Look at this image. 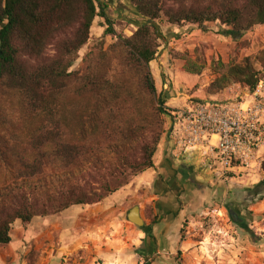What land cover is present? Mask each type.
<instances>
[{
    "label": "rangeland",
    "instance_id": "rangeland-1",
    "mask_svg": "<svg viewBox=\"0 0 264 264\" xmlns=\"http://www.w3.org/2000/svg\"><path fill=\"white\" fill-rule=\"evenodd\" d=\"M112 1L113 8L109 9V15L114 19V29L123 39H130L137 28L144 24L143 19L129 0L130 8L121 0ZM94 21L90 40L74 57L68 71L70 75L64 80V90L51 111L33 109L18 90L8 82L0 81V182L3 179L11 181L10 171L24 163L33 162L35 152L30 145L32 136L43 129L55 133L56 124H59L62 137L51 140L45 149L51 155L48 161L43 160L49 168L47 179H52L55 171L60 172L63 168V162L55 158L59 141L83 147L81 157L75 161V167L83 172L100 167L102 163L112 164L130 175L131 170L124 167L119 158L130 151L134 144L123 146L121 130L136 126L155 128L160 120L161 144L167 133H170L174 111L191 101L213 98L205 93L207 86L218 77L210 69L212 61L219 60L227 65L251 57L258 71L264 68L263 26H255L236 43L225 34L226 28L219 22L209 24L206 31L197 25L171 27L156 23L161 37L157 41L155 60L150 64L151 73L158 96L168 97V91L173 90L165 104L171 115L157 116L158 105L151 103L150 96L143 89L142 73L131 62L125 42L104 35L106 26L103 19ZM175 53L187 54L193 59L199 57L207 62V69L198 77L196 84L190 80L182 84L178 82V75L185 73L181 70V62L174 58ZM89 79L95 81V85ZM171 81L177 83L176 86H172ZM165 84L167 95L164 96L162 89ZM135 178L131 177L126 186H131ZM117 179L118 176L110 178L109 182L114 185L122 180L116 182ZM258 185L232 182L214 186L216 196L210 207L203 209L206 215L200 217L197 213L187 216L182 222L177 252L173 256H166L167 260L162 258L156 261V264H163L164 261L168 264H226L223 258L233 247H248L249 250H243L247 255L264 254V193L247 204L246 213L251 223L246 229L235 225L223 206L232 191L242 199L254 191L252 187ZM152 214L153 206L150 205L145 209L144 216ZM60 232L55 228L34 230L30 225L25 228L13 226L11 244L0 246V264H50L46 257L53 246L58 247ZM32 233H35L34 236ZM208 255L213 257L208 258L210 263L206 261ZM139 256V264H144L145 257ZM73 260L65 261L62 258L55 264H74ZM257 261L264 264V256L262 259L257 257L253 264H257Z\"/></svg>",
    "mask_w": 264,
    "mask_h": 264
},
{
    "label": "trees",
    "instance_id": "trees-1",
    "mask_svg": "<svg viewBox=\"0 0 264 264\" xmlns=\"http://www.w3.org/2000/svg\"><path fill=\"white\" fill-rule=\"evenodd\" d=\"M129 1L144 24L130 39H123L114 29L108 4L100 0H0V81L18 90L33 109L51 111L64 90L74 57L89 42L94 20L101 18L106 26L104 35L125 42L131 62L142 73L143 89L151 103L158 105L157 116H170L171 111L165 108L168 97L158 96L150 69L161 37L156 23L171 27L197 25L206 31L209 24L219 22L236 43L255 26L264 27V0ZM174 58L181 62L182 72L190 76L200 77L207 69V62L199 57L175 53ZM210 69L218 75L205 90L210 97L232 85L253 90L264 79V68L258 71L251 57L227 65L212 61ZM89 80L95 85V81ZM158 122L155 128L136 126L121 130L123 146L134 144L119 158L131 170L130 175L102 163L83 172L75 167L83 147L59 141L55 158L63 162V168L47 179L49 168L43 160L48 161L51 155L45 149L62 133L59 124L55 133L47 129L35 133L30 141L35 152L33 162L10 171L11 181L0 182V246L11 244L16 222L25 228L36 217L54 216L73 206L98 204L128 185L131 177L153 168L162 137V122ZM261 169L264 173V162ZM116 176V182L122 180L113 185L109 179ZM148 238L153 237L148 234ZM144 264L153 261L145 257Z\"/></svg>",
    "mask_w": 264,
    "mask_h": 264
},
{
    "label": "crops",
    "instance_id": "crops-1",
    "mask_svg": "<svg viewBox=\"0 0 264 264\" xmlns=\"http://www.w3.org/2000/svg\"><path fill=\"white\" fill-rule=\"evenodd\" d=\"M100 1L107 3L109 9L113 8L112 0ZM121 2L127 8L131 7L128 0ZM164 56L165 54L162 55ZM178 78L180 84L186 80L195 84L198 82V77H186L185 74H179ZM171 82L172 86H176L177 83ZM236 88L247 90L235 85L213 98L227 96L228 93L234 95ZM162 92L164 96L167 95L166 84L163 85ZM172 94L173 90L168 91L167 96ZM173 147L172 138L167 133L166 139L158 147L154 167L139 174L131 186H125L102 202L91 206H73L58 215L34 218L30 225L34 230L55 228L62 231L58 247L53 246L46 261L55 264L62 258L65 261H72L74 258V264H139L141 254L148 257L149 262L156 264L162 258L167 260L166 256L175 255L183 220L197 213L200 217L206 215L204 210L210 207L216 196L213 187L223 186L224 183L214 177L210 167L199 155L186 153L175 156ZM252 188L254 191L246 194L244 199L256 193L258 195L250 203L264 193V181ZM150 205L153 206V214L146 217L144 211ZM134 207L139 208L140 217L144 221L141 228L128 220L129 212ZM154 220L156 223H153ZM16 226L22 227L19 221L14 224ZM34 234L32 233L33 236ZM148 234L153 238H148ZM243 250L249 248L233 247L222 258L226 260V264H253L257 257L262 259L264 256L247 255ZM208 256L206 261L210 263L208 258L213 257ZM163 264L168 263L164 261ZM257 264L260 263L257 261Z\"/></svg>",
    "mask_w": 264,
    "mask_h": 264
},
{
    "label": "built area",
    "instance_id": "built-area-1",
    "mask_svg": "<svg viewBox=\"0 0 264 264\" xmlns=\"http://www.w3.org/2000/svg\"><path fill=\"white\" fill-rule=\"evenodd\" d=\"M236 90L178 108L169 134L175 156L197 154L220 182L254 185L264 174V79Z\"/></svg>",
    "mask_w": 264,
    "mask_h": 264
},
{
    "label": "flooded vegetation",
    "instance_id": "flooded-vegetation-1",
    "mask_svg": "<svg viewBox=\"0 0 264 264\" xmlns=\"http://www.w3.org/2000/svg\"><path fill=\"white\" fill-rule=\"evenodd\" d=\"M230 194L231 197L227 199L226 203H224L223 206L226 209L231 221L239 228L246 229L251 223V220L246 213L247 203L258 194L256 193L254 196H250L245 199H240V195H238V193H236L235 191H232Z\"/></svg>",
    "mask_w": 264,
    "mask_h": 264
},
{
    "label": "water",
    "instance_id": "water-1",
    "mask_svg": "<svg viewBox=\"0 0 264 264\" xmlns=\"http://www.w3.org/2000/svg\"><path fill=\"white\" fill-rule=\"evenodd\" d=\"M128 220L134 224L136 227H143L144 226V221L140 217V210L138 207H134L128 215Z\"/></svg>",
    "mask_w": 264,
    "mask_h": 264
}]
</instances>
